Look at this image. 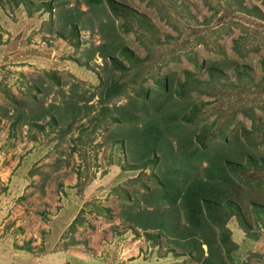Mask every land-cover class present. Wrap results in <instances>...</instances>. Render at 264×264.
Segmentation results:
<instances>
[{
  "label": "rangeland",
  "instance_id": "obj_1",
  "mask_svg": "<svg viewBox=\"0 0 264 264\" xmlns=\"http://www.w3.org/2000/svg\"><path fill=\"white\" fill-rule=\"evenodd\" d=\"M14 1L0 0V264L190 263L182 247L187 238L175 244L166 225L144 229L131 220L135 213L139 222L169 215L166 206L152 210L145 189L156 186L164 154L157 153L158 168H128L138 162L136 132L158 117L151 106L141 115L134 91H154L155 79L170 70L178 79L190 71L203 82L183 102L166 96L163 110L175 116L166 140L174 150L177 136L199 133L210 153L243 165L235 170L237 199L264 205L263 19L235 11L236 0H114L124 14L116 17L104 0L98 6L83 0ZM240 1L264 15V0ZM118 43L144 61L129 65L116 55L121 68L114 67L97 51ZM216 59L221 66L209 77L204 66ZM111 81L126 83L127 94L100 102ZM124 104L133 117L112 122L116 106ZM49 105L56 106L55 126L47 123ZM72 106L78 110L73 119ZM225 134L232 145L227 149ZM199 146L195 141L192 147ZM170 160L186 167L179 151ZM205 164L204 156L193 159L190 174L199 176ZM246 207L250 213L256 208ZM247 220L245 238L235 221H228L238 244L228 264H264V214ZM175 222L186 225L180 211Z\"/></svg>",
  "mask_w": 264,
  "mask_h": 264
},
{
  "label": "trees",
  "instance_id": "obj_2",
  "mask_svg": "<svg viewBox=\"0 0 264 264\" xmlns=\"http://www.w3.org/2000/svg\"><path fill=\"white\" fill-rule=\"evenodd\" d=\"M83 1L88 5L98 6L103 0ZM104 1L115 17L124 15L122 12L123 7L115 3L114 0ZM41 6L43 7V4ZM234 10L249 15L252 14L264 20V15L255 6L247 8L241 4L240 0H236ZM145 25L147 26L148 24L145 23ZM71 29L70 35H75L74 26H71ZM233 42L234 51L242 55L237 47H235L237 42L235 40ZM97 51L101 56L108 59L114 67L121 68L119 60L116 59V55L124 57L129 65L138 66L144 61V58L140 59L131 55L130 52H127L126 48L120 46V43L114 45L108 44L106 49L98 47ZM176 59V57L172 58L174 61ZM216 60L211 62L209 67L204 66L209 77H212L214 72L218 73L219 71L218 67L221 66L220 59ZM218 64L220 65L218 66ZM260 64L264 71V59L260 60ZM183 73V78L178 79L175 76V72L170 70L164 76L155 79L156 89L154 91L141 87L134 91L136 98H139L138 106L141 115H147V109L151 106L153 115H158V117L154 116L151 120H145L137 132L132 130V133L126 135L130 138L136 132V138L140 140V151L136 157L138 162L136 165H130L128 169H142L140 165L144 166L145 164H151V166L158 168L161 159H159L157 153L164 154L162 158L166 163H163L164 169L155 174L156 186L149 188L146 185L145 189H148L146 195H149L153 201L152 210L160 212V207L166 206L169 208V215L160 219L148 216L143 222H139V219H141L140 214L135 213L131 220L135 226L144 229H159L166 225L175 234V244H179L180 239L187 238V240L182 241V247L188 253L190 261L188 264H228L226 258H229L230 251L238 248V244L231 239V230L227 227L228 221H235L237 229L243 233V237L245 238L248 232L247 225L244 222L248 221L247 219L251 220L252 214L255 218L258 211L264 214V205H255L251 200H247V198H243L244 203H241L237 199L241 194L237 189L239 182L237 181L238 175L235 170L244 168L243 165L233 161L231 157L221 152L210 153L207 150L209 147L200 138L199 133L194 137L187 138L177 136L174 150L172 144L166 140L164 135H166L168 128L171 129L169 125L172 122L171 120L175 118L173 115H167V112L163 110L167 99L166 96L170 97L171 95H175L180 99V102H183L188 99L190 89L197 90V86L203 82V80L194 77L190 71L184 70ZM51 78L54 82H57L54 75ZM126 90V83L111 81L100 93L99 100L100 102H108L119 95H126ZM150 92L153 93L154 99L150 97ZM161 95H164V97L161 100H157V97L160 99ZM9 98L12 100L10 96ZM153 101L156 102L155 105L152 104ZM14 103L16 102L14 101ZM126 106V104L116 106L115 110L117 115L111 117L112 122H118L122 119L127 120V118L133 117L129 113H126ZM74 107L72 106L70 110L71 119L77 116L78 110ZM101 110L107 116L105 109L101 108ZM55 111V105H49L45 110V114L49 116L47 120L49 126H55L57 122L54 115ZM19 118L20 115H16L13 123H16ZM250 120L253 122L255 119L253 116H250ZM35 126L39 130L43 129L41 125ZM228 135L225 134L224 137H221L224 141L222 145L223 149L232 147L231 143L227 141ZM195 141L200 144L199 148L192 147ZM188 150L190 151L188 152ZM198 150L204 154L208 153V155L197 154ZM178 151L185 160V168L175 167L173 165L175 160H170L171 156L175 158ZM242 155L247 157L248 162L256 165V160L250 154L242 153ZM203 156L206 164L200 170L201 174L199 173V176L190 174L191 161L194 159L199 162L203 159ZM246 203L248 205L253 204L256 207L255 210L253 209V213L248 212V207H246L248 205ZM242 204L245 205V209H242ZM179 211L183 221L186 223L185 226L176 225L175 220H178ZM72 222L69 226L72 225ZM146 236L148 237L149 235ZM201 245L205 246V251L202 250Z\"/></svg>",
  "mask_w": 264,
  "mask_h": 264
},
{
  "label": "crops",
  "instance_id": "obj_3",
  "mask_svg": "<svg viewBox=\"0 0 264 264\" xmlns=\"http://www.w3.org/2000/svg\"><path fill=\"white\" fill-rule=\"evenodd\" d=\"M55 256V255H54ZM57 257V256H56Z\"/></svg>",
  "mask_w": 264,
  "mask_h": 264
}]
</instances>
